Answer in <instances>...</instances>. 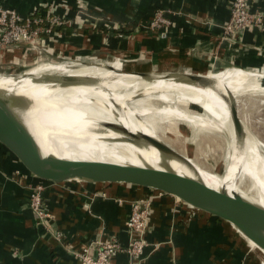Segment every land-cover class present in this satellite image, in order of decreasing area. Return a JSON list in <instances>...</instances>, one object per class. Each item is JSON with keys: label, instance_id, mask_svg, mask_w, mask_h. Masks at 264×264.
Wrapping results in <instances>:
<instances>
[{"label": "crops", "instance_id": "0c3cea01", "mask_svg": "<svg viewBox=\"0 0 264 264\" xmlns=\"http://www.w3.org/2000/svg\"><path fill=\"white\" fill-rule=\"evenodd\" d=\"M45 1L50 0H0V6L27 14L33 7H48ZM75 1L63 0L59 9L74 23L62 29L60 42L48 41L52 54L110 52L125 58L150 57V66L138 71L205 73L235 67L264 72V28H248L236 41L225 36L223 25L229 18L230 0H89V15L103 16L106 21L93 15L90 19L83 14L76 18L82 0ZM66 4L72 9L69 12L64 10ZM254 7L264 12V0H255ZM157 9L171 21L162 34L133 30L135 23H147ZM96 21L123 29L115 33L101 29L102 24L99 28L84 26ZM21 52L23 57L26 51L21 47L7 50L0 61ZM242 95L264 97L252 92ZM18 168L25 170L0 144V264H79L72 251L91 239L114 238L125 245L130 203L149 191L118 183L54 184L43 193V204L53 215L44 226L35 222L26 185L43 180L31 173L20 178L14 173ZM145 239L139 260L130 261L125 253H118L111 264H258L243 237L228 222L190 210L169 194L153 199Z\"/></svg>", "mask_w": 264, "mask_h": 264}, {"label": "bare ground", "instance_id": "6f19581e", "mask_svg": "<svg viewBox=\"0 0 264 264\" xmlns=\"http://www.w3.org/2000/svg\"><path fill=\"white\" fill-rule=\"evenodd\" d=\"M135 71L138 70L117 69L106 63L80 64L73 67L67 63L48 62L24 71L25 74L19 76V79L0 77V86L11 91L15 89L17 93L29 94L41 104L30 112L31 118L47 117L44 127L48 132L55 131L56 135L51 134L49 138L46 133L42 135L39 131L42 127L34 121L29 122L30 128L37 133L45 153H55L64 158L98 159L137 166L147 164L160 168L158 153L153 148H149L139 159L136 156L140 151L137 147L125 141H114L121 140L122 134L97 125L102 123L119 124L131 131H142L161 138L169 145L171 143L163 135L164 128L161 124L169 119L184 121L191 130L204 131V134L212 128L214 132H226L229 137V151L220 175L203 168L202 165L201 167L192 158L190 161L209 187H224L228 193H239L264 207V154L256 136L250 135L245 127L248 140L245 156L240 164V157L235 151L228 101L208 87L162 78L146 81L129 73ZM229 71H209L212 73H208V77L216 81L218 88L227 87L236 97L243 92L264 95V85L258 81L259 76L263 75L245 72L239 68L232 73ZM44 74L87 76L98 82L88 87L50 89V84L32 81L34 76ZM191 105L199 108L198 114H193ZM67 136L72 137L71 144L68 143ZM172 165L177 172L189 174L186 167ZM245 179L251 182V188L242 187ZM235 231L240 234L236 229ZM245 240L264 260V253L251 241L246 238Z\"/></svg>", "mask_w": 264, "mask_h": 264}, {"label": "water", "instance_id": "95a60500", "mask_svg": "<svg viewBox=\"0 0 264 264\" xmlns=\"http://www.w3.org/2000/svg\"><path fill=\"white\" fill-rule=\"evenodd\" d=\"M129 73L146 81L162 78L208 87L226 99L230 104L228 109L232 120L235 151L240 157L241 164V159L245 156L248 134L238 109L240 95L236 97L227 87L218 88L216 81L208 77V72L135 71ZM24 74V72H2L0 77L10 76L19 79V76ZM32 81L50 84V89L88 87L98 82L92 77L60 74L34 76ZM40 106L41 104L31 95L17 93L15 89L11 91L0 86V144L38 179L57 185L118 183L160 191L194 209L228 222L244 239L251 241L264 253V207L239 193H228L224 187L219 189L209 187L186 153L176 150L159 137L142 131H131L122 125L112 123L97 125L122 134L121 140L114 141H125L137 147L140 150L136 153L138 158L143 157V153H147L149 148H153L158 153L160 168L147 164L137 166L98 159H70L55 153H45L37 133L31 130L29 122L39 123L42 127L39 129L40 133L42 135L46 133L48 138L51 134L55 136L56 133L53 130L50 133L44 127V120L46 121L47 117L31 118L30 112ZM66 138L71 144L72 137ZM172 164L186 167L189 174L177 172Z\"/></svg>", "mask_w": 264, "mask_h": 264}, {"label": "built area", "instance_id": "2783aa9c", "mask_svg": "<svg viewBox=\"0 0 264 264\" xmlns=\"http://www.w3.org/2000/svg\"><path fill=\"white\" fill-rule=\"evenodd\" d=\"M254 3L255 0L229 1V18L223 25V31L225 36H228L227 38L236 41L237 38L241 39V35L248 28H264V12L256 7L253 9ZM49 10H45L41 6L36 7L35 11L28 15H21L13 8L0 6V59L7 50L21 47L26 51L25 45L32 51H36L38 48L40 55L51 54L54 49L48 45V38L57 35L63 27L73 25L74 22L64 13L57 14ZM80 12V9L76 11V18L80 17L82 14ZM87 18L90 19L91 15H88ZM147 24L151 31L156 30L162 34L164 27H167L165 25L169 26L171 21L162 10L157 9ZM120 27L121 25L117 28L118 32L122 31ZM133 30H137L135 26ZM14 173L20 178H26L29 174L26 169L20 168L16 169ZM26 185L29 207L34 213L35 222L48 226V221L53 219V215L43 204V193L48 186L54 185V183L38 181L26 183ZM162 195L164 193L149 189L145 196L132 200L125 221L128 232L127 243L122 245L114 238L105 241L98 238L91 239L79 250L72 251L79 264H111L112 257L118 253H125L130 261L139 260L147 244L145 232L151 204L155 197ZM178 202L180 201L178 200ZM186 206L190 210H194V208ZM55 237L60 238V234H56Z\"/></svg>", "mask_w": 264, "mask_h": 264}, {"label": "rangeland", "instance_id": "374dc122", "mask_svg": "<svg viewBox=\"0 0 264 264\" xmlns=\"http://www.w3.org/2000/svg\"><path fill=\"white\" fill-rule=\"evenodd\" d=\"M79 0L75 1L78 2ZM49 2V3H48ZM45 1L43 4L48 5V7L45 8V10L50 9L49 11L56 12L57 14H62L63 12L60 11L59 9L62 8V3L64 4L63 0H50V1ZM39 5V4H38ZM50 5V6H49ZM61 6V7H60ZM68 7V4H66ZM90 1L89 0H82L81 5L78 3L77 5V10L80 9L81 12L85 17H88L89 13V8L90 7ZM14 9V8H13ZM34 9V10H33ZM36 8L30 9L31 11L28 12L27 14L19 13L21 15H28L32 12L35 11ZM16 10V9H15ZM64 10L69 12L71 7L65 8ZM74 10V9H73ZM17 11V10H16ZM19 11V10H18ZM17 11V12H18ZM95 12V11H94ZM75 15V14H74ZM97 18L96 14L91 13V17L93 16ZM68 18H70L68 15H66ZM99 19H104L103 16H98ZM86 19V18H85ZM89 19V18H88ZM71 21H73V18H71ZM86 21H88L86 19ZM106 21V20H105ZM85 23V22H84ZM102 24L101 29L103 30H113L115 33L117 32L118 24H109L107 25L106 22L104 23H98L96 22H89L87 24H84V26H96L100 27ZM134 26L136 27L137 30H134L138 32L140 29L142 30H147L151 31L149 25L147 23H142L138 24L135 23ZM169 27L168 25H165ZM81 26L78 25L77 28H80ZM66 28V27H63ZM62 28V29H63ZM62 29L58 32L57 35L48 38L50 43L52 42H60V37L62 33ZM122 30V26L120 27ZM131 32L134 33L133 30H126V32ZM109 33V32H107ZM121 33V32H119ZM130 34V33H129ZM129 37V35H128ZM127 37V38H128ZM26 47V52L25 55L22 57V52L20 54H14L11 55L10 57H4L3 61H0V73L2 72H24L28 69H30L33 66H36L37 64L40 63H67L70 66L77 67L80 64H90V63H97V64H103L106 63L107 65H110L111 67H115L119 69L122 67L123 70H130L133 67L135 69H142L146 70L147 67L146 65L150 66V57H141L139 55L134 56V57H123L119 56L118 54H112L110 52H94V53H84V54H76V53H71L68 55V53H60L59 54H47V55H40L38 52V48L36 51H32L28 48L27 45ZM2 58V57H1ZM112 62V63H108ZM3 67V68H2ZM5 67V68H4ZM236 69L235 67L232 68H227V69H222V68H217V69H210L209 71H213V73H218L226 70H230L229 73L234 72ZM5 70V71H4ZM20 70V71H19ZM208 73H212L209 72ZM245 71V70H243ZM245 72H252V73H258V74H264L262 71H245ZM223 73V72H222ZM258 80L262 82V85H264V81L262 80V77L259 76ZM264 97H257V95H240L238 97V109L240 116L247 127L248 131L250 132V135L255 137L259 143H260V149L261 152L264 154ZM190 110L193 112V114H198L199 108L195 105L190 106ZM162 127L164 128V136L165 138L171 143V145L178 151L186 153L190 158H192L197 164L200 166L202 165L203 168L220 175L221 172L224 169V163H225V156L226 153L229 151V146H228V133L224 132H214L213 128L209 130L210 132H207V134H204V131H193L189 128L186 122L181 121V120H168L165 123H161ZM184 136V137H183ZM212 136V137H211ZM214 137V138H213ZM210 138V139H209ZM216 139V140H215ZM222 139V140H221ZM205 140V141H204ZM215 141V142H214ZM221 141V142H220ZM224 141V142H223ZM263 141V142H262ZM180 143V145H179ZM194 150V151H193ZM194 152V153H193ZM223 152V153H222ZM208 154V155H207ZM218 154H220L218 156ZM196 155V156H195ZM222 155V156H221ZM201 166V167H202ZM246 185V186H245ZM242 187L244 188H251V182L247 179L244 180ZM253 193V192H252ZM242 237V236H241ZM244 239V238H243ZM245 240V239H244ZM246 243V240L244 241ZM249 247V246H248ZM250 253L251 255L256 259L258 264H264V260L252 249L250 248ZM258 256V257H257Z\"/></svg>", "mask_w": 264, "mask_h": 264}, {"label": "trees", "instance_id": "16d2710c", "mask_svg": "<svg viewBox=\"0 0 264 264\" xmlns=\"http://www.w3.org/2000/svg\"><path fill=\"white\" fill-rule=\"evenodd\" d=\"M97 30V29H96Z\"/></svg>", "mask_w": 264, "mask_h": 264}]
</instances>
